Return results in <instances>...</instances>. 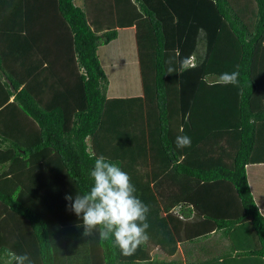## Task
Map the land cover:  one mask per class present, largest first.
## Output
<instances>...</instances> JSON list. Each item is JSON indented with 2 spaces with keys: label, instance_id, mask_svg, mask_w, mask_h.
<instances>
[{
  "label": "trees",
  "instance_id": "16d2710c",
  "mask_svg": "<svg viewBox=\"0 0 264 264\" xmlns=\"http://www.w3.org/2000/svg\"><path fill=\"white\" fill-rule=\"evenodd\" d=\"M126 26L141 92L108 97L97 47ZM99 155L150 209L131 256L66 207ZM216 230L221 255L173 257ZM5 248L33 264H264V0H0Z\"/></svg>",
  "mask_w": 264,
  "mask_h": 264
},
{
  "label": "clouds",
  "instance_id": "9594fccd",
  "mask_svg": "<svg viewBox=\"0 0 264 264\" xmlns=\"http://www.w3.org/2000/svg\"><path fill=\"white\" fill-rule=\"evenodd\" d=\"M173 71L171 68L168 70L169 73ZM238 76V71L222 73L220 80L226 85H235ZM176 146L190 147L191 138L178 136ZM89 176L92 180L89 191L83 195L76 194L75 198L66 195L64 199L69 202L66 207L82 218L83 235L90 237L98 231L99 238L111 241L122 255H133L149 239V206L134 195L136 188L128 173L104 155L94 157ZM0 261L2 264H33L27 253L17 254L7 248L0 254Z\"/></svg>",
  "mask_w": 264,
  "mask_h": 264
},
{
  "label": "crops",
  "instance_id": "0c3cea01",
  "mask_svg": "<svg viewBox=\"0 0 264 264\" xmlns=\"http://www.w3.org/2000/svg\"><path fill=\"white\" fill-rule=\"evenodd\" d=\"M104 44H107L106 47H108L109 54H111L108 55L110 56L111 63L115 61L116 58L118 60L117 66L111 67L109 72H107V70L103 66V63L99 59V62L107 77V85L105 89L106 96L108 97L119 96L114 94L117 93V91L121 93H125L128 91L130 93L131 91L132 94L139 95L141 89H140L137 59L135 53V45L133 40V27L126 26V27L117 28L115 37ZM100 46L101 45L97 47L98 58H99V50L101 49ZM103 53H105V49H103ZM114 70L116 71V74H114ZM116 77H122V80L119 81L118 78V81H116L115 80ZM118 88L120 90H117ZM218 233L219 232L216 230L208 234L206 237L198 238L193 242H186L182 244L180 246L181 248L178 249L179 254H182L180 251L182 250V248L184 249L186 248V250L191 251V253H199L200 258L205 259L207 258L206 256L210 248V250L213 251L214 254H216L217 256L221 255L222 253L220 251H216L215 249L214 240H213V238L215 237H211V236H216ZM208 240L211 241L213 240V241L212 243L209 244ZM195 248L197 249V251H195Z\"/></svg>",
  "mask_w": 264,
  "mask_h": 264
},
{
  "label": "rangeland",
  "instance_id": "374dc122",
  "mask_svg": "<svg viewBox=\"0 0 264 264\" xmlns=\"http://www.w3.org/2000/svg\"><path fill=\"white\" fill-rule=\"evenodd\" d=\"M74 1H75V3H78V4H81L82 3V0H74ZM106 45L107 44H103V45L101 44V46H100L101 49L99 50V59L103 63V66L107 70V72H109V70L111 69V67L117 66L118 60L116 58V60L111 63L110 56H108V55H111V54H109V51H108L109 49H108V47H106ZM103 49H105V53H103ZM114 74H116V71L115 70H114ZM118 78H119V81L122 80V77H116L115 80L118 81ZM114 83H113V85H114ZM117 90H120V89L118 88ZM114 94L119 95V96L120 95L121 96L122 95L123 96H125V95H127V96L134 95V94L131 93V91H130V93H129V91L128 92H125V93H121V92H118L117 91V93H114ZM216 236H218V237H216ZM216 236H211V237H215V238H213L214 245H215V249H216V251L222 252L223 249L226 248V246L229 243L228 242V239L226 237H223L222 235L220 236V232ZM208 241H209V244L212 243L211 240H208ZM179 248H181V247L179 246L178 249ZM178 249L175 252V254H173V257H177V258L178 257H183L184 252H185V249L182 248V250H180L182 254H179V250ZM195 251H197L196 248H195ZM150 253H152L154 255H157L158 257H165V255L157 247H153L152 249H150Z\"/></svg>",
  "mask_w": 264,
  "mask_h": 264
}]
</instances>
